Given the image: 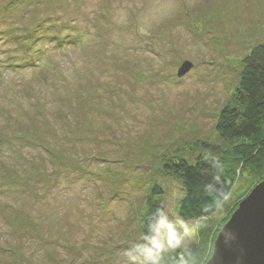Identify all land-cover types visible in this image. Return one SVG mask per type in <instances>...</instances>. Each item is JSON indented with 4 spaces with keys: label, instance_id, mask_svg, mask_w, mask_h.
Segmentation results:
<instances>
[{
    "label": "rangeland",
    "instance_id": "1",
    "mask_svg": "<svg viewBox=\"0 0 264 264\" xmlns=\"http://www.w3.org/2000/svg\"><path fill=\"white\" fill-rule=\"evenodd\" d=\"M260 43L264 0H0V264H174L206 223L216 237L256 178L185 220L163 165L220 157L216 120Z\"/></svg>",
    "mask_w": 264,
    "mask_h": 264
},
{
    "label": "trees",
    "instance_id": "2",
    "mask_svg": "<svg viewBox=\"0 0 264 264\" xmlns=\"http://www.w3.org/2000/svg\"><path fill=\"white\" fill-rule=\"evenodd\" d=\"M243 63L232 100L216 120L223 146L213 148L220 151V157L200 155L193 163H188L177 156L163 165L183 185L179 215L185 220L214 214L230 195L243 169L253 174L258 181L256 184L264 180V43L255 46ZM199 144L212 147L207 142ZM161 193L160 187L154 184L146 197L148 211L142 222V235L147 241L154 236L163 214V206L156 199ZM215 229L213 222L206 223V231L203 229L196 248L177 258L174 264H204L212 253L211 241L217 237H213Z\"/></svg>",
    "mask_w": 264,
    "mask_h": 264
},
{
    "label": "water",
    "instance_id": "3",
    "mask_svg": "<svg viewBox=\"0 0 264 264\" xmlns=\"http://www.w3.org/2000/svg\"><path fill=\"white\" fill-rule=\"evenodd\" d=\"M192 66L184 62L178 76ZM205 264H264V180L240 201L218 232Z\"/></svg>",
    "mask_w": 264,
    "mask_h": 264
}]
</instances>
